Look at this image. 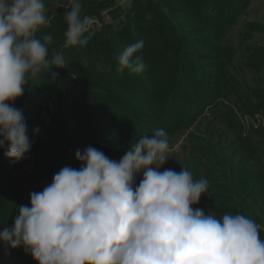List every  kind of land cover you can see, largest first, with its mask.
<instances>
[{
	"label": "trees",
	"instance_id": "1",
	"mask_svg": "<svg viewBox=\"0 0 264 264\" xmlns=\"http://www.w3.org/2000/svg\"><path fill=\"white\" fill-rule=\"evenodd\" d=\"M228 1L218 4V0H130L123 10L115 5L116 0H89L90 6L81 14L94 17L100 27L87 33L90 40L86 46L66 48L64 32L52 35L49 60L52 53H60L66 67L56 68L49 63L28 79L23 96L14 102L24 112L32 147L20 162L5 157L7 145L0 148V232L13 226L19 206H30V194L42 191L62 167L80 168L76 153L88 146L119 161L139 136L160 128L171 135L179 127L193 123L200 117L196 100L203 102L201 109L209 106L211 113L218 112L225 118H230L231 113L225 103L245 114L264 111V85L258 82V74L264 70V46H247L240 59L235 60L232 49L220 44L248 4ZM219 5L228 10L214 13ZM109 8L111 12L101 17L103 10ZM63 16L62 11L56 19ZM139 41L144 44L136 55L141 57L145 70L139 74L128 70L118 73L119 55ZM191 46L203 48L205 54L192 53ZM236 71L249 73L256 86L243 80V87ZM53 72L57 73L55 79L51 78ZM196 78L199 85L193 91L198 94L190 98L180 86L185 88ZM179 98L183 109L178 105ZM152 106L157 114L150 117ZM37 128L39 133L35 134ZM205 135L226 155L231 172L223 176L222 185L215 187L208 170L203 177L209 181L208 193L193 207L217 218L225 213L247 217L264 213V167L258 168L251 185L232 179L234 170L242 169L249 161L242 160L222 132L207 127ZM259 155L264 158V150ZM248 201L262 206H246ZM260 236L264 239V225ZM0 246L21 264H36L23 247L11 248L3 241Z\"/></svg>",
	"mask_w": 264,
	"mask_h": 264
},
{
	"label": "clouds",
	"instance_id": "2",
	"mask_svg": "<svg viewBox=\"0 0 264 264\" xmlns=\"http://www.w3.org/2000/svg\"><path fill=\"white\" fill-rule=\"evenodd\" d=\"M50 5L65 9L64 47L86 46L91 20L82 16L81 0H0V148L7 145L4 155L14 162L32 147L14 102L49 63L66 67L60 53L49 60L53 36L41 31L50 24ZM143 44L123 50L118 73L145 70L136 55ZM170 150L168 133L159 129L133 140L119 161L93 146L78 151L81 167H62L32 192L0 241L23 247L36 264H264L261 226L243 214L217 218L194 208L209 181L184 166L161 171Z\"/></svg>",
	"mask_w": 264,
	"mask_h": 264
},
{
	"label": "rangeland",
	"instance_id": "3",
	"mask_svg": "<svg viewBox=\"0 0 264 264\" xmlns=\"http://www.w3.org/2000/svg\"><path fill=\"white\" fill-rule=\"evenodd\" d=\"M129 1L130 0H116L115 5L124 10L128 7ZM223 1L227 0H218V4H220V2L222 3ZM233 1L236 0H229L228 2L230 4ZM246 1L248 4L246 5L242 14H239V17L237 16L238 18L236 23L227 30L226 35H224L225 37L220 39V44H224L225 47L228 46L232 49L235 60L240 59L241 53L244 51L243 48H246L247 46H264V0H239L241 4L242 2L244 3ZM81 3L82 13V10H84L86 7H89L91 3H89V0H81ZM221 6L219 5V7L215 9L216 12L214 13H221L228 10H224ZM230 8H234V6ZM62 11L64 15L65 9L56 8L50 5V24L47 28H44L41 31L51 33L52 35L56 32H65L66 23L64 18L61 17L59 20L56 19L58 13ZM110 12V8L109 10H103L100 16L102 17L108 15ZM109 18L111 19V17ZM110 19L108 22H110ZM90 20V30H98L100 27L99 21L94 17ZM117 24V21L113 22L114 26ZM38 35H40V33H38ZM190 48L194 54H205V50L203 48L200 49L195 46H191ZM194 64H196V61ZM232 64H236V61H233ZM205 66L207 67L208 65L205 64ZM247 74L249 73H246L245 75V72L239 73L236 71V75L239 80H241L240 82L243 87L246 86L243 80L250 86H256V83H254V81L251 79V76H248ZM258 78L260 79L258 82L264 85V70L258 74ZM197 85H199L198 78L186 84L185 88L180 86V89L183 94H190V98H195L198 92L195 90L193 91V89L196 88ZM186 87L188 90H186ZM181 100L182 99L179 98L178 105L181 109H183L184 104ZM195 103L196 111H198L200 117L187 126L179 127V130L176 133L169 135L171 149L169 153L170 158L167 160L166 164L162 166L161 171L164 169H172L176 172H179L182 170V166H184L193 173L195 179H200L203 178L205 173L209 170L211 172V176H213L211 178L214 179V186L217 187L222 185L223 181L221 180L225 177V175H228V173L231 172V167L227 165L228 161L225 157L226 155L223 156V152L220 149L218 150L214 143H212V141L209 140V138L205 135L207 133L208 127L215 132H222L224 137L233 144L236 150H238L239 156L243 158L242 160L249 161V163L242 169H235L231 174V178L237 179L238 181L243 180L245 183H248V185L253 184L257 178V172H259L258 168L264 167V158L262 156L260 157L259 155L260 150H264V111L261 110L254 114H245L239 109L225 103L227 106H229L227 108L228 113L231 112L230 118H225L218 112L211 113V111H209V106L201 109L200 106H202L203 102L196 100ZM182 111L179 113H182ZM155 114H157L156 109L154 106H152L149 109L148 116L153 117ZM163 114L165 118L166 113L164 110ZM41 116L44 118L46 117L44 113H42ZM126 118L128 120L127 124L129 128H132L130 118L127 116ZM164 120L166 121V119ZM45 121H47V119H45ZM176 122L178 123L177 119ZM155 131H157V129L154 131H149V136L153 135ZM260 161L261 164H259ZM142 178L143 174L141 173L136 177L135 184L138 185ZM255 200L256 199H254V201ZM250 202L251 201H248L246 206H262L259 204H251ZM209 213L213 214L211 212H205L206 215ZM249 218L258 221L262 224L261 226L264 225L263 212H255ZM0 264L21 263L17 258L9 256L5 247L0 246Z\"/></svg>",
	"mask_w": 264,
	"mask_h": 264
}]
</instances>
